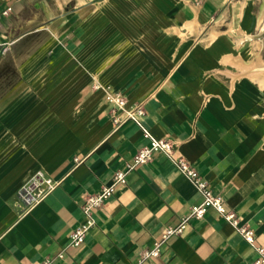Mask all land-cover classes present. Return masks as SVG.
<instances>
[{
  "label": "crops",
  "instance_id": "0c3cea01",
  "mask_svg": "<svg viewBox=\"0 0 264 264\" xmlns=\"http://www.w3.org/2000/svg\"><path fill=\"white\" fill-rule=\"evenodd\" d=\"M263 0H5L0 57L32 45L0 94V264H134L201 195L162 151L116 123L105 87L141 104L151 133L172 143L264 245ZM120 113H118L119 115ZM59 180L25 209L17 190L36 170ZM127 170L69 246L86 195ZM257 253L214 208L190 219L141 264H246Z\"/></svg>",
  "mask_w": 264,
  "mask_h": 264
},
{
  "label": "built area",
  "instance_id": "2783aa9c",
  "mask_svg": "<svg viewBox=\"0 0 264 264\" xmlns=\"http://www.w3.org/2000/svg\"><path fill=\"white\" fill-rule=\"evenodd\" d=\"M4 1L0 0V3ZM11 10V6L8 4L2 8L0 7V18L8 16ZM9 44L8 42H0V45H3L4 48ZM105 91L106 100L111 104L114 122L121 123L126 120H131L140 128L142 135L148 139V144L137 150L132 162L127 166L128 169L150 159L153 152L162 151L172 161L174 166L190 180L201 195V201L192 204L188 213L183 215L178 223L167 225L163 228L159 238L154 241L151 247L145 248L140 252L134 264H141L146 258L158 256L161 253L162 247L171 236L180 234L190 219L201 218L210 207L214 208L230 222L241 236L255 249L257 256L246 264H264V245L256 243L253 229L246 224L238 223L236 213L225 206L221 196L213 193L208 182L203 179L199 172L187 160L174 155L173 146L169 140L158 138L151 133L144 123L145 110L143 106L141 104L129 105L126 97L121 92L112 90L110 87H105ZM118 113L120 114L118 115ZM128 169L115 170L110 183L102 185L98 191L84 197L81 205L83 218L70 232L69 246H78L84 242L87 232L95 224V209L113 194L117 185L126 183ZM58 184L59 180H55L47 175L43 169H38L17 190L18 200L25 209H29L37 204ZM62 256L63 252H58L55 257L44 258L41 264H54L55 258Z\"/></svg>",
  "mask_w": 264,
  "mask_h": 264
},
{
  "label": "rangeland",
  "instance_id": "374dc122",
  "mask_svg": "<svg viewBox=\"0 0 264 264\" xmlns=\"http://www.w3.org/2000/svg\"><path fill=\"white\" fill-rule=\"evenodd\" d=\"M32 45L13 46L4 57H0V94L19 79L17 69L24 55L32 51Z\"/></svg>",
  "mask_w": 264,
  "mask_h": 264
},
{
  "label": "water",
  "instance_id": "95a60500",
  "mask_svg": "<svg viewBox=\"0 0 264 264\" xmlns=\"http://www.w3.org/2000/svg\"><path fill=\"white\" fill-rule=\"evenodd\" d=\"M263 35H264V21L247 37L248 38H251V37L260 38Z\"/></svg>",
  "mask_w": 264,
  "mask_h": 264
},
{
  "label": "bare ground",
  "instance_id": "6f19581e",
  "mask_svg": "<svg viewBox=\"0 0 264 264\" xmlns=\"http://www.w3.org/2000/svg\"><path fill=\"white\" fill-rule=\"evenodd\" d=\"M264 15V0H263V3H262V6H261V9H260V13H259V20L262 19V16ZM264 74V72L262 73Z\"/></svg>",
  "mask_w": 264,
  "mask_h": 264
}]
</instances>
